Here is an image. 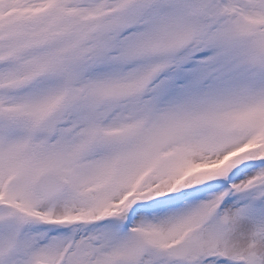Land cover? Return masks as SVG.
Listing matches in <instances>:
<instances>
[{
	"label": "snow or ice",
	"instance_id": "1",
	"mask_svg": "<svg viewBox=\"0 0 264 264\" xmlns=\"http://www.w3.org/2000/svg\"><path fill=\"white\" fill-rule=\"evenodd\" d=\"M0 264H264V0H0Z\"/></svg>",
	"mask_w": 264,
	"mask_h": 264
}]
</instances>
